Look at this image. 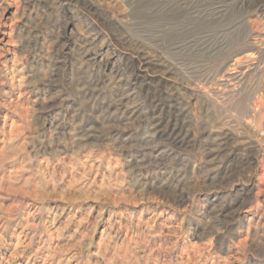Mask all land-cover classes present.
I'll use <instances>...</instances> for the list:
<instances>
[{
	"label": "rangeland",
	"instance_id": "374dc122",
	"mask_svg": "<svg viewBox=\"0 0 264 264\" xmlns=\"http://www.w3.org/2000/svg\"><path fill=\"white\" fill-rule=\"evenodd\" d=\"M0 264H264V0H0Z\"/></svg>",
	"mask_w": 264,
	"mask_h": 264
}]
</instances>
